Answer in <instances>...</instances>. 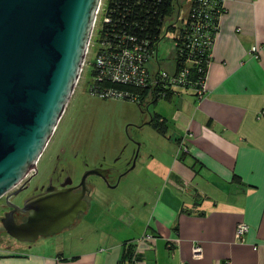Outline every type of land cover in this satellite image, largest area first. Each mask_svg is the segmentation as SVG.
I'll list each match as a JSON object with an SVG mask.
<instances>
[{
	"label": "crops",
	"instance_id": "obj_1",
	"mask_svg": "<svg viewBox=\"0 0 264 264\" xmlns=\"http://www.w3.org/2000/svg\"><path fill=\"white\" fill-rule=\"evenodd\" d=\"M254 44L264 46V0H225L205 98L178 89L154 102L175 154L164 168L160 150L144 176L149 206L115 207L124 236L79 251L56 238L0 246V264H264V47L255 58ZM181 137L187 151L178 153ZM239 222L248 226L242 240Z\"/></svg>",
	"mask_w": 264,
	"mask_h": 264
},
{
	"label": "water",
	"instance_id": "obj_2",
	"mask_svg": "<svg viewBox=\"0 0 264 264\" xmlns=\"http://www.w3.org/2000/svg\"><path fill=\"white\" fill-rule=\"evenodd\" d=\"M99 0H0V197L36 164L74 91ZM85 171L80 191L53 187L1 218L6 232L35 242L72 225L88 209ZM22 188L14 191L18 194Z\"/></svg>",
	"mask_w": 264,
	"mask_h": 264
},
{
	"label": "rangeland",
	"instance_id": "obj_3",
	"mask_svg": "<svg viewBox=\"0 0 264 264\" xmlns=\"http://www.w3.org/2000/svg\"><path fill=\"white\" fill-rule=\"evenodd\" d=\"M183 4L186 5V2ZM184 10L185 6L181 9L180 16H183ZM172 46L171 38H164L158 46L157 60L166 69L173 68ZM96 49V45L91 47L86 71L80 74L79 82L37 161L38 173L31 178L28 188L19 195L21 197L32 192L34 186L44 180L57 155L60 158L56 163L58 169H63L62 175L69 174L74 182L88 169L110 168L113 176L116 175L115 170L123 172L113 186H109L99 175L89 174L87 184L93 186L94 190L88 199L87 211L80 213L76 221L61 232L40 237L46 239L45 243L56 238L64 244L73 245L76 247L74 251L97 246L106 235L115 238L124 236L115 207L122 205L131 209L133 205L141 207L146 202L149 206L153 194L149 189L150 185L143 178L151 172L160 150L163 149L164 168L168 167L170 158L175 154V145L148 123L155 112V105L150 99L140 106L136 99L105 98L88 91L91 62ZM143 197L144 202L140 203L138 198ZM1 200L2 198L0 205ZM109 205H112L111 209ZM146 210L148 209L144 207L142 217L139 218L143 223L147 219ZM139 221L138 228L141 225ZM2 238L7 237L3 235Z\"/></svg>",
	"mask_w": 264,
	"mask_h": 264
},
{
	"label": "built area",
	"instance_id": "obj_4",
	"mask_svg": "<svg viewBox=\"0 0 264 264\" xmlns=\"http://www.w3.org/2000/svg\"><path fill=\"white\" fill-rule=\"evenodd\" d=\"M186 2V5L183 4ZM185 6L183 16L180 11ZM106 0H99L91 29L80 74L86 71L91 47L97 49L92 64L88 91L105 98H123L144 103L148 99H164L168 93L178 89H191L198 100L205 98L208 92L207 77L212 59V47L219 27V17L225 11V0H171V10L162 20L158 39L150 42L146 38L138 39L131 33L112 35V30L105 28L110 22L106 14ZM104 32V35H102ZM109 35L112 38H109ZM164 38H171L173 68L166 69L157 60L158 46ZM262 44H254L249 49L252 57L258 58L263 49ZM176 50L187 54L186 65L204 64L198 67V76L191 78L188 66L176 68ZM75 89V88H74ZM134 89L147 90L148 97H140ZM178 153L186 152L184 137L177 143ZM33 170L29 172L31 174ZM248 226L239 222L235 236L242 240ZM143 238L151 239L153 235L143 233ZM193 253L198 255L200 247L194 246Z\"/></svg>",
	"mask_w": 264,
	"mask_h": 264
},
{
	"label": "trees",
	"instance_id": "obj_5",
	"mask_svg": "<svg viewBox=\"0 0 264 264\" xmlns=\"http://www.w3.org/2000/svg\"><path fill=\"white\" fill-rule=\"evenodd\" d=\"M106 14L110 18V22L105 24V28L112 30L113 34L123 36L124 33H131L137 36L138 39H148L154 42L158 39L159 30L162 20L171 10V0H106ZM104 35V32H102ZM109 38H112L109 35ZM176 68L188 66L185 64L187 54L185 51L180 53L176 50ZM205 67L204 64L189 65L190 76L195 78L198 76V67ZM140 93L142 100L148 97L147 90L134 89ZM172 92L168 93L164 99H169ZM157 99L152 100V103ZM141 106L142 101L138 102ZM158 133L165 135L167 132V120L158 113H154L148 122ZM235 178L237 175H235Z\"/></svg>",
	"mask_w": 264,
	"mask_h": 264
},
{
	"label": "flooded vegetation",
	"instance_id": "obj_6",
	"mask_svg": "<svg viewBox=\"0 0 264 264\" xmlns=\"http://www.w3.org/2000/svg\"><path fill=\"white\" fill-rule=\"evenodd\" d=\"M61 151H62V149H61ZM59 159L60 158L57 155L55 157L56 161L54 162V165L52 166V169L50 170V172L47 174V176L44 178V180L40 184L34 186L32 192L19 197V195L22 193V191H24L25 189L28 188V186H29L28 183L31 180V178L34 177L38 173L37 164H36V169L33 170V172L31 174L26 176L10 192H8L7 194L0 197V199L2 198L1 205H0V224L2 226V228L0 229V246L8 247V248L18 247V246H21L24 244H26L28 246H31V245L41 246L42 244L45 243L44 241L46 240V239L40 238L41 236H39L35 242H32V243L23 242V241L17 240L16 238H14L13 236L9 235L6 232V230L4 229L3 224L1 222V218L3 217V215L6 212L14 209V207L11 206V204H17L19 206V208H15V210L13 211V216H14L17 223H22V222L27 220L28 211L21 210L20 208H22L25 204H27L32 199H35V198H38V197L44 195L45 193H47V190L52 189L53 187H57V188L73 187V191H80L82 189V186L80 185L81 177L78 179V181L74 182L73 178L69 174L64 173V175H62L64 170L61 169V171H60L57 167V164H56L59 162ZM99 172H101V174L103 175L102 178L105 180V182L109 186L115 185V183L118 181V179L120 177H122V175H123L122 171L115 170L114 172L116 175L113 176L112 170L110 168L100 169ZM111 173H112V175H111ZM87 177H88V175L86 176V178L84 180L86 190H85V194H84L83 198L88 202V199H90L91 194L93 195L94 189H93V186H90L89 184H87ZM20 187L22 188V190L20 192H18V194H14V191ZM88 207H89V203H88ZM78 216H77V218H78ZM3 235L6 236L7 238L3 239L2 238Z\"/></svg>",
	"mask_w": 264,
	"mask_h": 264
}]
</instances>
